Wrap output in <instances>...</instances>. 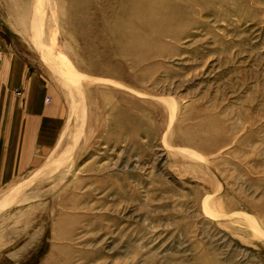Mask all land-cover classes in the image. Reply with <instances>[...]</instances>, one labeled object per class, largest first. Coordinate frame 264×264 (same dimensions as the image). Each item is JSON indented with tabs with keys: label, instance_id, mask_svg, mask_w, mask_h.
I'll return each instance as SVG.
<instances>
[{
	"label": "rangeland",
	"instance_id": "obj_1",
	"mask_svg": "<svg viewBox=\"0 0 264 264\" xmlns=\"http://www.w3.org/2000/svg\"><path fill=\"white\" fill-rule=\"evenodd\" d=\"M0 39L65 109L0 264H264V0H0Z\"/></svg>",
	"mask_w": 264,
	"mask_h": 264
},
{
	"label": "crops",
	"instance_id": "obj_2",
	"mask_svg": "<svg viewBox=\"0 0 264 264\" xmlns=\"http://www.w3.org/2000/svg\"><path fill=\"white\" fill-rule=\"evenodd\" d=\"M51 87L0 39V175L4 173V181L16 178L24 165L33 164L40 149H50L59 140L65 109Z\"/></svg>",
	"mask_w": 264,
	"mask_h": 264
},
{
	"label": "bare ground",
	"instance_id": "obj_3",
	"mask_svg": "<svg viewBox=\"0 0 264 264\" xmlns=\"http://www.w3.org/2000/svg\"><path fill=\"white\" fill-rule=\"evenodd\" d=\"M21 29V31L22 32H24L25 34H23V35H25V36H27L28 34H27V31L29 32V29H26V28H20ZM22 32H20V33H22ZM30 32H32V31H30ZM27 34V35H26ZM31 35H33L32 33H30ZM32 37V36H31ZM35 38V37H34Z\"/></svg>",
	"mask_w": 264,
	"mask_h": 264
}]
</instances>
